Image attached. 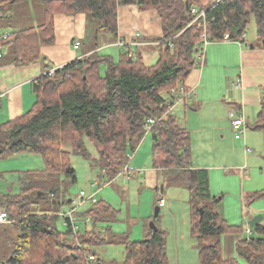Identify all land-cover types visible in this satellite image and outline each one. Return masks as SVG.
<instances>
[{
	"label": "trees",
	"instance_id": "16d2710c",
	"mask_svg": "<svg viewBox=\"0 0 264 264\" xmlns=\"http://www.w3.org/2000/svg\"><path fill=\"white\" fill-rule=\"evenodd\" d=\"M24 1L1 0L0 14L9 12L12 4ZM39 2L44 8L43 22L11 33L0 44V48L10 47V59L16 65L44 64V74L33 82L36 101L32 109L0 125V160L37 154L44 160L42 172L51 177L62 175L64 179L43 182L27 172L18 193L0 197V207L7 211L10 221L0 226L17 233L7 241L13 245V254L3 264H105L97 250L106 245L124 247L123 264H168L166 233L155 219L157 230L150 229L147 239L140 242L126 236L117 239L111 226H101L109 221L107 216L116 213L103 201L79 212L82 218L92 221V229L84 223L75 235L58 228L64 207L68 209L70 205V200H59L63 194L61 183L77 182L71 157L84 158L113 181L127 165L129 151L135 152L147 135L153 140L154 169L186 183L192 236L197 240H214L199 249L200 264H264V220L236 243L235 258H224L222 236L240 235L246 230L229 224L218 214L215 205L218 200L210 194L209 171L193 168L189 131L175 116L165 115L178 100L177 91L180 88L189 91L186 81L199 67V58L206 54L207 47L201 39L204 32L209 44L226 42V35L230 37L228 42H245L243 35L253 19L256 42L264 49V0H219L200 8V0ZM133 5L141 11H157L161 19L163 35L155 39L159 43V60L155 66L147 67L138 49L125 44L120 48L118 60L95 51L49 75L54 66L42 55L41 48L56 42L55 15L85 14L88 26L92 27L93 23L96 26L94 38L98 49L99 36L103 33L111 34L116 43L121 41L119 8ZM193 8L205 11V20H197ZM149 120L154 121L151 129ZM252 130L264 131V89ZM86 140L94 145L96 157L88 150ZM260 199H264V190L252 195L250 202ZM42 200H47L51 208H43ZM91 255L97 258L96 262L89 260Z\"/></svg>",
	"mask_w": 264,
	"mask_h": 264
},
{
	"label": "rangeland",
	"instance_id": "374dc122",
	"mask_svg": "<svg viewBox=\"0 0 264 264\" xmlns=\"http://www.w3.org/2000/svg\"><path fill=\"white\" fill-rule=\"evenodd\" d=\"M39 1L35 0L32 8L25 1L15 3L16 15L12 22L14 24L22 23L30 27L31 25L27 22L30 17L29 11H36L39 19L43 14V4ZM208 4L211 5V2ZM208 4L201 5L199 3L198 7H207ZM42 22L43 20L40 19V23ZM92 25V27L87 26L89 31L86 44L88 45L95 44L96 41L94 38L96 26L94 23ZM246 34L247 40L253 43L252 41L257 36V28L253 19ZM108 39L113 40V36L108 33L101 34L99 45L101 46L104 40L107 41ZM210 45L212 44L207 47ZM106 49L102 50V55H113L118 60L119 49ZM204 68L203 65L197 69L202 71ZM212 82H214L212 89L214 93L217 91L222 93L226 90L227 79L222 74L214 77ZM179 110L180 107L175 111L176 116L183 120L184 117L181 111L179 113ZM228 116L231 120L230 115ZM193 119L194 116L191 117V120ZM198 122L201 123L202 121ZM249 122L245 134L246 145L244 139L235 140V134L232 130L214 132L212 130L213 124L203 130L201 135L198 134L197 136L195 133L194 137L201 149L199 152L203 155L210 156V152H206L208 148L211 151L216 150L215 157L218 160L212 159L209 164L214 166L210 169V194L218 200L215 204L218 214L231 225L243 226V230L249 227L251 220L249 218L253 216V211L257 213L255 216L264 215V199L250 202L252 195L264 190V131L252 130L255 123L252 119ZM220 124V122L217 123V126ZM214 140L217 141L215 145ZM202 144H204V148ZM86 145L92 156L96 157L97 151L94 145L88 140H86ZM246 146L251 150L249 153ZM129 154L132 156L129 163L130 172H122L113 181L103 176L100 168L92 166L82 157L73 155L71 163L76 170L77 182L75 184L61 183L63 194L59 195V200L61 202L69 201L82 191L87 195L96 193L98 201L105 202L116 212L107 216L109 221L101 226L103 228L107 225L111 226L113 236L117 239L125 236L133 242L147 239L150 234V225L155 219L157 226L166 233L168 264H200L199 249L202 246L212 244L214 240L211 238L197 240L191 234L190 195L186 183L182 180L169 178L166 174H159V172L157 173L159 174L157 183L156 172L153 167V140L151 135H147L136 146L135 152L130 150ZM44 168L42 156L32 153L0 160V197L18 193L21 179L27 172H30L34 179L43 182L52 181V178L54 180L57 178L58 181L64 179L62 175L51 177L42 172ZM154 179L155 183H152ZM96 183L101 184L100 187H93ZM157 189H160V192ZM41 194L38 192L39 196ZM160 199H163L166 205L160 206ZM91 205V203L85 205L84 211L88 210ZM41 206L51 208L47 200H42ZM157 208H159V214L156 217ZM66 210L67 206L64 207L63 211ZM79 225L83 229L84 222H80ZM87 226L88 229L93 228L92 223ZM58 228L60 231L65 230L62 221H59ZM15 235H17L15 230L8 228L3 230L0 226V264L11 258L13 245L7 241ZM110 237L111 235H108V238ZM97 252L105 264H123L125 260L124 247L121 245L102 246L98 248Z\"/></svg>",
	"mask_w": 264,
	"mask_h": 264
},
{
	"label": "crops",
	"instance_id": "0c3cea01",
	"mask_svg": "<svg viewBox=\"0 0 264 264\" xmlns=\"http://www.w3.org/2000/svg\"><path fill=\"white\" fill-rule=\"evenodd\" d=\"M35 0H26L28 6L32 8ZM219 0H202L201 5L216 3ZM209 5V4H208ZM31 10V9H30ZM34 10V9H33ZM30 17L25 24H14L16 13L14 4L6 14L0 17V35L21 31L27 28L39 26V19L36 11H29ZM119 39L128 45L137 44L135 48L141 53L144 64L153 67L159 60L158 42L155 40L162 37L161 19L155 10L141 11L137 6H124L119 8ZM88 17L85 14L63 15L58 14L54 17V30L56 42L52 46L41 48L42 55L54 66L60 69L65 65L81 59L95 51L102 55V50L107 48L119 49L114 40H107L102 45L95 47V44H86L88 35ZM241 45L235 42L212 43L206 49L204 69L199 71L196 67L186 81L189 89V99L175 106L174 116L178 122L186 128L191 136L190 150L193 157L194 169H206L209 171L214 168L211 163L216 159V150L211 151L210 156H205L199 151L195 133L202 134L203 130L212 126L214 132L230 131L231 112L235 115H242L247 128L249 121L255 123L259 112L262 92L264 89V49L256 42L257 36L250 43L247 40ZM81 42L79 50L75 51L73 44ZM217 44V45H214ZM10 47L8 45L0 48V125L18 119L28 113L36 101L33 82L44 74V64L42 62L30 65H16L10 59ZM113 54V53H111ZM107 55V54H106ZM112 56L115 60L116 58ZM119 57V56H118ZM208 69V70H207ZM207 70V71H206ZM219 74L226 77V90L222 93H214L212 79ZM207 84L205 85V82ZM180 107L184 119L176 116V109ZM182 109V110H181ZM189 110V111H188ZM194 119L191 120V117ZM198 121H202L201 123ZM221 123L217 126V123ZM206 127V128H205ZM213 137V136H212ZM199 139V138H198ZM246 145V137H245ZM217 141L214 140V145ZM203 148L205 147L202 144ZM247 147V146H246ZM204 157V158H203ZM156 172L158 183V171ZM155 176V175H154ZM155 179L152 183H155ZM160 206H163L159 203ZM164 205L166 203L164 202ZM252 219L257 213L253 211ZM248 227L246 228V230ZM247 237L246 233L240 235L222 236V247L224 258H235V245L239 240Z\"/></svg>",
	"mask_w": 264,
	"mask_h": 264
},
{
	"label": "built area",
	"instance_id": "2783aa9c",
	"mask_svg": "<svg viewBox=\"0 0 264 264\" xmlns=\"http://www.w3.org/2000/svg\"><path fill=\"white\" fill-rule=\"evenodd\" d=\"M1 2V0H0ZM206 12H200L199 9L197 8H193L192 9V14L194 15H198L197 17V20L198 19H203L205 20V14ZM0 17H1V14H0ZM11 33H8V34H3V35H0V44H2L3 42H5L6 40L9 39ZM246 38V34L243 35V39ZM201 39L203 41V44H204V47L206 48L208 45H209V41H208V35L206 32H204L201 36ZM224 41L228 42L230 41V37L229 35H226L224 37ZM239 45L243 44L244 42H242L241 40H237V41H233ZM126 43L122 42V41H119L117 43V45L121 48L125 45ZM137 44H132L131 46L133 48L136 47ZM81 46V42L80 41H76L74 44H73V48L75 51L79 50ZM0 57H2V54L0 53ZM204 62H205V56H202L199 58L197 64L198 66H203L204 65ZM63 68V67H62ZM60 68V69H62ZM57 69H52L49 71V75L53 76L55 71ZM175 92V91H174ZM179 98L178 100L174 103L173 106L169 107V109L166 111V114L167 116H174V109H175V106L181 102H185L186 100L189 99V96H190V93L189 91H186L184 88H180L177 93ZM230 119H231V127H232V131L234 132L235 134V139L239 140V139H242L245 137V134H246V124H245V120H244V117L243 116H236L235 113L231 112L230 113ZM149 123V126H150V129L152 127V125L154 124V121L153 120H149L148 121ZM247 152H249V149H247ZM131 158L132 156L129 155L128 156V163L127 165L125 166L123 172L125 173H128L130 172V168H129V163L131 162ZM131 174V173H130ZM101 184H94L93 187H100ZM98 201L97 199V194H92V195H87L85 192H81L79 195L71 198L70 200V205L68 207V209L62 213L60 216L62 218V222L64 224V227L65 229H68L71 231L72 234H77L81 228V226L79 225L80 222H84L86 223V225H89L92 223V221L89 219V218H82L79 214V212L81 211V209H83L85 207V205H87L88 203H91V204H96ZM161 205H164V200H162L160 202ZM9 216H8V213L7 211L0 207V225L2 224H7L9 223ZM246 235H250L251 234V229L250 227H248V229L246 230ZM89 260L91 262H96L97 261V258L93 255L90 256Z\"/></svg>",
	"mask_w": 264,
	"mask_h": 264
},
{
	"label": "water",
	"instance_id": "95a60500",
	"mask_svg": "<svg viewBox=\"0 0 264 264\" xmlns=\"http://www.w3.org/2000/svg\"><path fill=\"white\" fill-rule=\"evenodd\" d=\"M162 190H163V187H162ZM158 214H159V208L156 209V214H155L156 217L158 216ZM263 220H264V215H261V214H259V215L255 216V217H253V218L249 221V227H250V229H254V228H256L260 223L263 222ZM150 227H151L150 229H152L154 232H156L157 227H156V225H155L154 222L151 223Z\"/></svg>",
	"mask_w": 264,
	"mask_h": 264
}]
</instances>
